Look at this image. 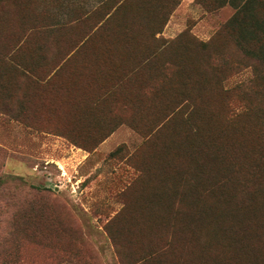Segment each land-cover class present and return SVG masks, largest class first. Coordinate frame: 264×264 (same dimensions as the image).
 <instances>
[{
  "label": "rangeland",
  "instance_id": "374dc122",
  "mask_svg": "<svg viewBox=\"0 0 264 264\" xmlns=\"http://www.w3.org/2000/svg\"><path fill=\"white\" fill-rule=\"evenodd\" d=\"M231 2L0 0V264H264Z\"/></svg>",
  "mask_w": 264,
  "mask_h": 264
},
{
  "label": "trees",
  "instance_id": "16d2710c",
  "mask_svg": "<svg viewBox=\"0 0 264 264\" xmlns=\"http://www.w3.org/2000/svg\"><path fill=\"white\" fill-rule=\"evenodd\" d=\"M235 12L227 22L237 46L257 62L256 77H264V0H232Z\"/></svg>",
  "mask_w": 264,
  "mask_h": 264
},
{
  "label": "crops",
  "instance_id": "0c3cea01",
  "mask_svg": "<svg viewBox=\"0 0 264 264\" xmlns=\"http://www.w3.org/2000/svg\"><path fill=\"white\" fill-rule=\"evenodd\" d=\"M74 51H75V50H72L67 56H68V57H69V56L71 57V55L73 54ZM60 64H61V63H60ZM60 64H59V65H60ZM57 68H59V66H57L55 69H57ZM55 69H54V70H55ZM26 72H28L31 76H35V74H33V72H31V71L28 70V69L26 70ZM53 73H54L53 71H51V73H48L46 78H49L51 75H53Z\"/></svg>",
  "mask_w": 264,
  "mask_h": 264
}]
</instances>
